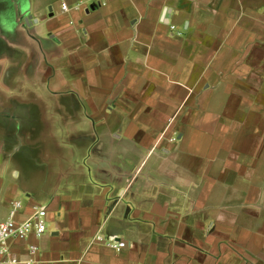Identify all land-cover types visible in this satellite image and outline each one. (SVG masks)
<instances>
[{
	"label": "crops",
	"instance_id": "crops-1",
	"mask_svg": "<svg viewBox=\"0 0 264 264\" xmlns=\"http://www.w3.org/2000/svg\"><path fill=\"white\" fill-rule=\"evenodd\" d=\"M104 2L0 0V222L51 201L12 254L264 264V0Z\"/></svg>",
	"mask_w": 264,
	"mask_h": 264
},
{
	"label": "built area",
	"instance_id": "built-area-1",
	"mask_svg": "<svg viewBox=\"0 0 264 264\" xmlns=\"http://www.w3.org/2000/svg\"><path fill=\"white\" fill-rule=\"evenodd\" d=\"M98 1L105 5L104 0ZM62 10L67 11V5L63 4ZM22 208L23 205L20 201L12 202L7 217L0 222V264H35L37 247L29 245L26 258L21 260L12 254V245L15 242H26L31 237L38 239L46 233L48 208L35 205L27 219L19 220L18 217ZM93 243L115 251H121L126 247L125 242L101 235H96Z\"/></svg>",
	"mask_w": 264,
	"mask_h": 264
},
{
	"label": "rangeland",
	"instance_id": "rangeland-1",
	"mask_svg": "<svg viewBox=\"0 0 264 264\" xmlns=\"http://www.w3.org/2000/svg\"><path fill=\"white\" fill-rule=\"evenodd\" d=\"M54 4H57L58 2H60V0H53ZM1 34V33H0ZM9 53V50L7 48V44H1V40H0V65H4L3 63V57L6 56L7 54ZM8 64L5 63V65ZM1 67V66H0ZM21 93V92H20ZM23 95L27 94V92L25 91V88L23 89L22 93ZM20 98H23V99H26L25 96H20ZM28 98V97H27ZM5 101L7 104H10V101H11V105L14 104V100H9L8 96L4 94V92L0 91V101ZM16 100L19 102V104H21L22 102H20V99L16 98ZM13 102V103H12ZM36 110V109H34ZM33 110V111H34ZM34 161V160H33ZM35 163V162H33ZM35 187H38V185H35ZM19 198H23V200H18V201H22L23 203L25 202V200H28V197L26 196V194L24 192H22L21 196ZM37 198H45V196L43 197L41 194L37 197ZM50 203L51 201L49 202H46V201H40V202H36L37 205H41V206H45L48 208V211L50 212ZM47 220V218H46ZM3 221V220H2ZM49 233V229L47 227V231H46V234Z\"/></svg>",
	"mask_w": 264,
	"mask_h": 264
}]
</instances>
